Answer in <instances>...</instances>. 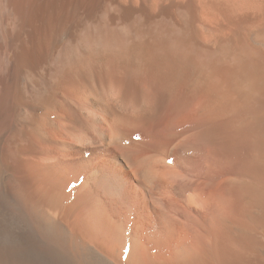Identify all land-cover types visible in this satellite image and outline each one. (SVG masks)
<instances>
[{"label":"bare ground","instance_id":"obj_1","mask_svg":"<svg viewBox=\"0 0 264 264\" xmlns=\"http://www.w3.org/2000/svg\"><path fill=\"white\" fill-rule=\"evenodd\" d=\"M261 192L264 0H0V264H264Z\"/></svg>","mask_w":264,"mask_h":264},{"label":"rangeland","instance_id":"obj_2","mask_svg":"<svg viewBox=\"0 0 264 264\" xmlns=\"http://www.w3.org/2000/svg\"><path fill=\"white\" fill-rule=\"evenodd\" d=\"M262 193V196L261 197H263L264 198V195H263V192H261ZM262 198V201H263V204H264V199Z\"/></svg>","mask_w":264,"mask_h":264}]
</instances>
